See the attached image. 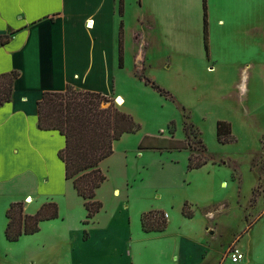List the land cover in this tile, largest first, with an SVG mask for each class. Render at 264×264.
Instances as JSON below:
<instances>
[{
	"label": "rangeland",
	"instance_id": "obj_1",
	"mask_svg": "<svg viewBox=\"0 0 264 264\" xmlns=\"http://www.w3.org/2000/svg\"><path fill=\"white\" fill-rule=\"evenodd\" d=\"M258 22L256 43L251 32L241 42L221 40L213 27L215 65L205 44L194 47L195 54L173 57L160 50L145 73L164 94L124 85L123 104L111 98L141 129L116 142L101 164L107 180L97 191L103 209L95 224L85 225L83 200L62 175L31 187L23 180L3 181L2 174L0 264H236L230 258L235 249L245 255L237 264H264L263 7ZM219 121L231 124L227 144L218 141ZM178 142L187 150L174 149ZM191 153L208 163L189 170ZM32 188L41 199L57 202L65 220L44 222L37 234L9 242L6 211L22 199L24 212L35 214L37 201L24 199ZM151 211L165 214L164 232H143L141 216Z\"/></svg>",
	"mask_w": 264,
	"mask_h": 264
},
{
	"label": "crops",
	"instance_id": "obj_2",
	"mask_svg": "<svg viewBox=\"0 0 264 264\" xmlns=\"http://www.w3.org/2000/svg\"><path fill=\"white\" fill-rule=\"evenodd\" d=\"M262 7L264 0H207L208 62L213 65L218 62L211 52L213 27L224 41L241 42L250 37L249 32L254 42L258 41ZM118 10L119 0H3L0 3V35L13 33L8 44L0 45V75L13 71L20 74L12 101L0 108L3 181L23 180L37 187L62 175L73 188L58 157L66 145L65 138L57 131H42L38 127V102L44 92H62L71 86L78 91L124 100V85L149 87L137 74L146 72L150 59L160 50L173 57L179 53L195 54L194 47L204 49L203 0H124L122 17ZM128 50L132 52V72L127 71ZM254 50L252 56H257V47ZM246 71L244 67V74H248ZM33 190H28L24 199L30 197L31 204L37 201L36 214L49 202V197L41 199L38 191ZM72 192L77 194L74 188ZM91 239L92 235L86 238Z\"/></svg>",
	"mask_w": 264,
	"mask_h": 264
},
{
	"label": "trees",
	"instance_id": "obj_3",
	"mask_svg": "<svg viewBox=\"0 0 264 264\" xmlns=\"http://www.w3.org/2000/svg\"><path fill=\"white\" fill-rule=\"evenodd\" d=\"M205 48L209 54L207 0H203ZM119 15L124 14V0H119ZM12 34L0 35V45L10 42ZM119 65L124 63V23L119 32ZM20 74L17 71L0 75V108L10 103L14 94L15 81ZM137 77L160 94L164 91L147 78L145 73ZM115 100V99H114ZM103 103H110L106 108ZM38 127L42 131H57L65 138L66 145L59 151L58 157L65 165V178L71 182L77 195L83 200L88 225L103 209L97 199V191L106 182L107 177L101 170V164L114 154V145L125 135L135 134L141 125L128 113L120 110L113 99L94 92L78 91L68 86L65 91L44 92L38 102ZM190 128L186 132H188ZM217 138L221 144L233 140L231 124L217 123ZM142 145H140L141 147ZM174 149L187 150L183 142H178ZM207 151L206 146L204 147ZM208 163L206 157L191 153L188 169L196 170ZM188 217L190 214L184 213ZM164 213L151 211L141 217L144 233H162L167 229L168 221ZM7 224L5 238L9 242H18L22 236L35 235L41 230V224L60 218L57 203L46 202L34 215L24 212L23 202L12 203L5 215ZM253 227L248 226L247 232ZM86 236V235H85Z\"/></svg>",
	"mask_w": 264,
	"mask_h": 264
},
{
	"label": "built area",
	"instance_id": "obj_4",
	"mask_svg": "<svg viewBox=\"0 0 264 264\" xmlns=\"http://www.w3.org/2000/svg\"><path fill=\"white\" fill-rule=\"evenodd\" d=\"M230 258H231L232 263H240L245 260V255L239 249H235L231 253Z\"/></svg>",
	"mask_w": 264,
	"mask_h": 264
},
{
	"label": "bare ground",
	"instance_id": "obj_5",
	"mask_svg": "<svg viewBox=\"0 0 264 264\" xmlns=\"http://www.w3.org/2000/svg\"><path fill=\"white\" fill-rule=\"evenodd\" d=\"M119 99H121V98H119ZM123 104V100L121 99V103L120 104H118V105H122ZM116 192V191H115ZM117 194V193H116ZM28 203H30L29 201H28Z\"/></svg>",
	"mask_w": 264,
	"mask_h": 264
},
{
	"label": "water",
	"instance_id": "obj_6",
	"mask_svg": "<svg viewBox=\"0 0 264 264\" xmlns=\"http://www.w3.org/2000/svg\"><path fill=\"white\" fill-rule=\"evenodd\" d=\"M121 103V99H117V104H120Z\"/></svg>",
	"mask_w": 264,
	"mask_h": 264
},
{
	"label": "snow or ice",
	"instance_id": "obj_7",
	"mask_svg": "<svg viewBox=\"0 0 264 264\" xmlns=\"http://www.w3.org/2000/svg\"><path fill=\"white\" fill-rule=\"evenodd\" d=\"M3 2V0H0V3H2Z\"/></svg>",
	"mask_w": 264,
	"mask_h": 264
}]
</instances>
